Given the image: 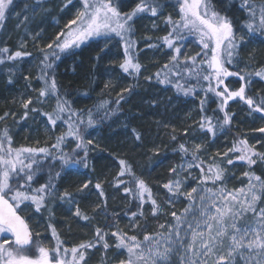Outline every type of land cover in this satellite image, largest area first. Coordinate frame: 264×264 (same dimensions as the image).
Returning <instances> with one entry per match:
<instances>
[{
  "label": "snow or ice",
  "instance_id": "snow-or-ice-1",
  "mask_svg": "<svg viewBox=\"0 0 264 264\" xmlns=\"http://www.w3.org/2000/svg\"><path fill=\"white\" fill-rule=\"evenodd\" d=\"M43 2L46 0H36L35 4L25 3L22 11H31L33 17L38 9L41 13H47L49 9L41 7ZM72 4L73 0H64L61 11ZM80 4L74 17L68 20L52 42L39 49L41 59L37 80L42 82V87L35 99L29 97L22 100L21 104L24 110L22 119H28L30 112L39 114L46 117V124L52 129L58 122H63L67 132L57 136L50 147L13 148L9 130H0V264H86L89 249L102 244L106 253L113 247L108 243L109 236L115 239L116 249L127 252V257L119 260L118 264H264V177L251 171L258 162L264 163V152L257 151L255 145L239 137L231 148L209 157L208 163L200 158L204 144H193L189 149L186 143H181L178 151L185 163L169 169L171 178L162 185L168 193L163 204L153 196L143 179L135 178V188H124L125 193L139 201L138 211L128 210L133 230L141 228L135 221L144 216L146 202L151 203L153 217L163 214L169 218L159 224L155 232H145L142 240L119 228L108 233L97 227L95 243L88 241L65 247V241L60 239L56 228L48 223L47 228L55 240V247L41 243L40 233L33 231L30 221L32 215H42L45 211H48L47 218L51 221L50 201L67 203L69 211L76 204L73 213L75 218L83 221L93 218L82 213L76 200V196L93 187L91 181L85 182L75 192L59 191L57 181L63 172L76 170L75 166L89 167L88 152L92 141L85 140L84 130L94 128L99 123L97 116L101 110L103 116L100 120L118 111L109 110L108 102L103 101L96 106L95 113L88 110L85 119V113L74 110L71 102L61 95L55 79V62L62 54L80 48L89 41L115 37L119 38L124 49L120 69L124 73L138 75L143 66L135 55L136 42L132 39L135 20L140 14H150L153 18L160 16L165 6L164 0H138L130 11L122 12V0H80ZM12 5L13 0H0V25L7 19ZM175 5H178V18L173 19L172 15L164 17L169 30L159 38L173 54L154 76L145 79L151 81L155 78L161 85L171 84L177 93L186 97L203 91L205 96L200 100V119L190 126L201 135L215 139L231 126L234 113L228 111L230 101L243 102L250 114L258 113L264 119V96L257 98L248 95L253 76L264 80V67L254 72L238 69L242 48L256 39L264 44V0H240L236 11L243 15V19L239 22L234 15L229 14L236 7L234 0H175ZM20 15L17 13V18ZM29 20L30 17L25 14L17 28L25 26ZM153 27L156 25L153 24ZM38 37L39 34L33 39ZM190 37L195 39L200 51L188 56L183 54V45ZM157 46L147 45L148 48ZM25 47L26 44L21 43L20 50L15 52L6 46L0 47V64L15 63L30 57L32 54L23 50ZM96 59H101L99 54ZM233 77L240 81L239 88L235 90L228 83L229 78ZM24 79L27 86L31 87L29 77L25 76ZM9 83H12L11 75ZM109 86L105 84V88ZM130 91L131 86L123 89L116 104L119 105L125 98L124 93ZM209 94H212V102L217 103L212 115L207 114ZM49 97L56 98L52 112L32 107L34 103L41 104ZM9 115L14 114L5 112L0 116V121ZM255 131L264 134V127ZM133 132L136 139L140 140V134L135 130ZM188 134L189 129H185V135ZM68 137L75 141L71 152L64 151ZM176 138L172 136L173 140ZM189 153L190 160L187 159ZM230 156H235V160L230 159ZM236 161L248 165L249 170L243 173L248 183L229 189L225 183L228 179L227 168ZM56 164H59L60 170L53 172ZM119 164L121 170L117 173L116 188L125 183L122 179L125 174L134 175L127 161L122 159ZM46 169L47 179L39 183ZM197 169L199 177L192 176V172ZM189 178L195 180L196 184L184 191ZM94 187L103 198V202L95 206L94 212L102 211L107 218V202L102 185L96 183ZM181 198L187 203L176 211L175 203ZM164 204L173 210L163 212Z\"/></svg>",
  "mask_w": 264,
  "mask_h": 264
},
{
  "label": "rangeland",
  "instance_id": "rangeland-1",
  "mask_svg": "<svg viewBox=\"0 0 264 264\" xmlns=\"http://www.w3.org/2000/svg\"><path fill=\"white\" fill-rule=\"evenodd\" d=\"M173 0H165V7L163 8V12L160 16L151 17L146 14H140V16L135 20L134 30L135 34L132 39L136 42L135 55L138 59V62L143 66L139 74H129L124 73L119 64L124 59L123 46L119 41V38H113L110 40H102L100 41L101 45L100 49H107V53H110L109 56H106L104 59V68L108 70L109 75L113 76L114 81H109L111 77L105 79V84H109L111 89L104 88L103 95L108 97L109 94L116 93L118 95L121 94L123 89L136 86L141 90L148 91L150 97L154 98L156 103L164 102L163 107L169 104V108L172 110L175 109L173 113L169 111L162 112V108L159 110V113L154 114L148 120V125H151L152 130L155 131L161 137L170 138L174 134V129H180L182 135L185 134V129H189V134H191V145L193 144H204V150L200 153V157L208 163V158L214 156L217 152L223 153L226 151L229 146L219 147L214 146L208 140V138L204 135L199 134L194 131L190 126H193L196 121H198V109L196 101H199V94L192 96V100L188 102H181V99L177 97L174 93V88L172 85H161L159 84L155 78L151 81L146 80L145 78L148 76H154V74L169 60V57L173 54L169 51L165 46H163V41L160 40V37H163L168 32V26L164 23V17L168 15H172L173 19L178 18V14L176 12V6L172 4ZM25 3L35 4L36 0H13V5L11 6L10 11L8 12L7 19L0 25V47H8L11 52H15L20 50L21 43H25L26 47L23 49L32 55L30 57H24L20 60H17L15 63L7 62L5 64H0V87L3 85V88H10L15 85V90L19 92L18 96H16L14 102V106L7 108L6 112L12 113L14 115H9L7 119L0 121V128L9 130V135L12 137V147L13 148H21V147H46L49 144L54 143V140L57 136L63 131L61 126H57L52 129L50 125L46 124V118L39 114L29 113V118L24 120L22 119L24 115V110L21 106L22 100H26L29 97L33 99L37 96V91L42 87V83L37 80V76L40 74V59L41 54L39 49L44 45L52 42L53 38L56 36L61 29L64 28V25L68 22V20L72 19L76 13V11L81 7L80 0H73V4L69 6L65 11H61V6L64 3V0H46L43 2L41 7L44 9H49L47 13H41L40 10H37L36 15L33 17L32 12L28 11L27 13H23V9L25 7ZM138 0H134L133 3L130 1L122 0V12H128L133 7H135ZM17 13L21 15L17 18ZM28 15L30 17L29 22L20 28H17V24L23 20L24 15ZM153 24L156 27H153ZM39 34L37 39H33ZM239 34V33H238ZM146 37H150L151 39H145ZM99 41V40H98ZM88 43L81 45L86 46ZM107 44V47L105 45ZM148 44H156L158 45L156 48H148ZM98 46V47H99ZM103 46V47H101ZM113 47V48H112ZM184 55H194L199 52V48L194 38H188L183 45ZM76 50V49H73ZM104 53V52H103ZM106 53V54H107ZM251 55V59H250ZM241 59L239 60L240 65L239 68L241 70H245L247 68H253L257 65L261 64L264 61V48L260 47L255 40L252 43L246 45L245 48L241 51ZM183 58V56H182ZM107 63V64H106ZM103 65V62H102ZM104 71V70H103ZM12 76V83H9V76ZM29 77L31 81V87H28L24 77ZM135 77L134 83H131V77ZM167 86V87H166ZM258 88V87H257ZM261 89V87H260ZM128 98H136L138 100L141 97L137 92H128ZM119 96V95H118ZM143 97V95H142ZM51 104H53L51 99H47L45 102L41 104L34 103L32 105L33 108H41L43 112L46 110H51ZM166 105V106H167ZM138 109L140 112L143 110L142 106H139ZM165 109V108H164ZM242 115V114H241ZM138 116H142V114H138ZM237 128H241L243 131V136L248 137L250 141V145H255L256 150L260 152H264V134H261L256 129L260 127H264V119H261L260 116H255L250 119H241L234 122ZM253 127V130L247 132L245 129H249ZM191 132V133H190ZM90 140L92 141L91 149L96 148H104L106 147L105 139L102 141L99 138L97 132L91 136ZM259 141V143H258ZM161 143V142H160ZM71 141L66 143V147L69 148L71 145ZM17 146V147H16ZM132 151L137 152L138 164L140 172L146 174L144 180L149 183L150 178L147 175L153 170V168L157 167L162 160L163 154L159 153L160 144L153 142H146L144 145L140 146V143L136 149L135 147L129 144L128 145ZM134 149V150H133ZM126 150V149H125ZM124 150V151H125ZM140 153H138V151ZM160 155H162L160 157ZM160 157V158H158ZM233 159L232 156L229 157ZM219 160V158H217ZM182 163H185V160L179 161L178 163L173 162L172 167L179 166ZM260 163V162H259ZM163 165V163H161ZM94 163L89 164L88 171L80 174L81 176H73L70 175V181L64 182L65 185H69V188H65L61 185V178H63L62 173L61 178L57 181L59 186V191L68 190L71 192H75L79 189L85 182L91 181L92 188H90L87 192L80 193L76 196V200L78 201V205L82 211L93 217L89 221H83L79 218H75L73 213L76 204L71 206V211H69V205L67 203H62L59 201H50V206L52 208L53 219L51 221L48 220V211H45L42 215H32V219L30 224L33 226L34 232L40 233V241L47 247H55V240L52 237L51 231L47 228L48 223H51L57 230L60 239L65 241V247H72L74 245L80 244L81 242L94 241L95 239V228L104 227L103 230L111 233L115 231L117 228L125 231L128 235H136L139 239H143V235L145 232H155L158 225L164 223L166 219H169L165 215H161L159 220L153 221L149 229H145L142 231L141 235L133 230L131 225L133 221L130 216L121 215V211L124 210L126 206V196H124L123 189L121 187L116 188L115 186H108V205L110 210L115 216V220L109 224L105 223L104 217L99 212H94V208L96 205L101 204L102 198L99 196L98 191L95 189L96 183H101L104 185L106 182L107 176H111V173L100 175L97 177L95 175V168L92 166ZM263 171H264V163H260ZM164 166V165H163ZM103 167V166H102ZM107 168H113L116 170V165H106ZM170 168V169H171ZM249 168L247 165H240V167L229 166L227 168V176L228 179L225 181L227 187L229 189L239 188L242 185H246L248 183L247 178L243 176L245 171H248ZM251 171H253L256 175L254 167L252 166ZM110 172V170H109ZM106 176V177H105ZM166 178V183L171 177L170 173H168ZM192 176L199 177L198 169L192 172ZM44 181V180H43ZM160 179H155L154 182H151L153 186L151 187L152 194L155 198L160 199L162 204L166 201L168 197L167 191L162 187V184L158 183ZM196 184L195 180L191 178L188 179L184 191L190 190ZM211 186V185H209ZM187 201L181 198L178 202L175 203V210H181ZM92 204V206H91ZM87 205L91 206L90 209H87ZM85 207V208H84ZM149 205L144 207V215L149 212ZM171 208L164 204L163 212H170ZM119 214V215H118ZM31 215V212H29ZM136 223H140V219L138 218ZM110 225V226H109ZM108 243L113 247L105 253V250L101 247H94L89 249L87 252V260L86 264H118V261L121 259H125L127 257L126 250H118L115 248V239L110 236L107 238ZM95 242V241H94Z\"/></svg>",
  "mask_w": 264,
  "mask_h": 264
},
{
  "label": "trees",
  "instance_id": "trees-1",
  "mask_svg": "<svg viewBox=\"0 0 264 264\" xmlns=\"http://www.w3.org/2000/svg\"><path fill=\"white\" fill-rule=\"evenodd\" d=\"M127 1H130V3L134 2V0H127ZM234 3L236 7L233 8L229 14L234 15L239 22L240 20L243 19V15L240 12L236 11V9L239 7L240 0H234ZM172 4L175 5V0H173ZM175 6H176V12L178 14V5ZM102 40L103 39L99 41H89L86 46H82L80 48H77L76 50H72L69 53L62 54L60 59L55 62L54 73L61 95L64 96V98L67 99L69 102H71V107L74 110H82L85 113V117H84L85 119L87 118L86 116L87 111L91 109L95 113L96 106L103 101L108 102L109 110L118 109V111H116L114 115L103 120H100V117L103 116V110H101L99 112V115L97 116L99 123L94 128H87L84 130V138L86 141L90 140L91 136L94 135L95 132H97L99 138L102 141L104 139L106 141L105 143L106 147L102 149L96 148L94 150L90 148L88 152V162L89 164L94 163L92 167L95 168V175L97 177L99 175L101 177L102 174L105 175L107 174V172L111 173V176H107L106 178L107 180L105 184L102 185L107 202L108 217L106 218L102 211L99 212L104 217L105 223L109 224L113 222L115 218H118V216H115L110 210L107 201V197H108L107 189L108 186L110 185L112 186L116 185L117 173L120 172L121 170L119 161L122 159L127 161V163L131 166L132 173L134 175L125 174L122 177L125 183L121 188L123 189L124 196L127 197L126 198L127 203L126 206L124 207V210L121 211V215L125 217L131 216V213L128 211L129 209L131 210V212L138 211L139 201L133 199L132 195L125 193L124 188L125 187L135 188V178H140L144 180L143 176H146V174H143L142 171L140 172L139 167L137 166V164L139 163L136 157L137 152L132 151V149H130L128 146L129 144L132 146V148L134 146L135 147L134 149L140 147L141 145H144L148 141L153 142L155 144L156 143L160 144L159 153L161 151V153L163 154V157L160 159V161L162 160L161 163H163L164 166L160 163L157 167L153 168V170L147 175L148 178L151 177L150 182L147 183L145 180L144 181L147 183L150 189L153 186L151 182H154L155 179H160V181H158V183L160 184L166 181V178L169 177L168 176L169 169L171 168L173 162L178 163L179 161L183 160L182 154L178 151V146L181 143H186V146L189 147V149H191L192 145H191V141H188L187 135L185 134L182 135L180 132H178L180 129H174L173 135L177 137L175 140L172 139V136L170 138L161 137L160 134L158 135L155 131L152 130L151 125H148V120H147L148 116L149 119L154 114L159 113V110L161 108L163 109L162 112L169 111L170 113H173L175 109L172 110L171 108H169L170 105L169 104L167 105V103H166L167 106L165 105L163 107L164 102L156 103L154 101V98L150 97L148 91H144L136 86L135 87L133 86L131 92H137L138 95L141 97V99L138 100L136 98V100L134 101V98L132 97L128 98L129 93H124L125 98L120 101L119 105L116 104V100L118 99L119 93L118 95L116 93L109 94L108 97H105L103 95L102 90H104L105 88V83H104L105 79L111 77L109 81H114V80H113V76L109 75L108 70L104 68L105 66L104 59L106 56L110 55L111 51L109 53H107V49H103V51H101L99 45H101L100 41ZM255 42L260 47L264 48V44L260 43L258 39H256ZM198 48L200 50V47ZM242 50L243 48L240 50L239 53L240 56ZM98 54L101 57L99 61L96 59ZM242 64L238 63V69H240L239 66ZM262 67H264V61H262L261 64L257 65L256 67L247 68L245 70L248 72H254ZM230 70L235 71L237 70V68H231ZM135 77L136 76L131 77L132 84H135L134 83ZM252 80L253 83L251 84V90L248 92V95L257 98H259L260 96H264V80H261L259 77H255V76H253ZM228 83L230 84L233 90L238 89L240 86V81L235 77L229 78ZM109 84L112 83L109 82ZM169 85L171 84H168L167 86ZM108 88L111 89L110 86ZM174 93L177 97L181 99V102L182 101L188 102L193 98L192 96L186 97L182 93H177L175 88H174ZM198 93H200L198 99L201 100L202 98H204L205 93L203 91H200ZM18 94L19 92L18 90L17 91L15 90V85L10 87L9 89L6 88V86L5 88H3V85L0 87V116L4 115V113L8 110L7 108L11 106L15 107L13 101L15 100L16 96H18ZM49 99H51L53 102V104H51L52 108L51 110H46L45 112H52L53 108L56 105L55 97H49ZM208 99L210 102L207 104V109H208L207 114L212 115L213 114L212 110L216 109L217 103L212 102L213 101L212 94H209ZM200 100L196 101L199 118L201 116V113L199 111ZM139 106H142L143 110L141 112L138 109ZM228 111L230 113H234V119L231 122V126L222 134H218L215 139L206 135L204 136L208 138L211 144H213L214 146L218 145L219 147L229 146V148H231L234 140L237 137L247 139L250 144L248 137L243 136V131L241 130V128H237L234 122L235 121L238 122V120L244 118L250 119L255 116L258 117L260 116V114L258 113L250 114L248 107L239 100L230 101L228 106ZM138 114L140 115L142 114L143 118L141 116H138ZM57 126H61L63 128V131L61 133L67 132V126L63 122H58ZM0 130L3 129L0 128ZM133 130H135L136 133L140 134L141 137L140 140L136 139ZM245 130L247 132H250V130L252 131L253 129L250 128ZM61 133L59 135H61ZM68 141H71L72 144L70 145L69 148L64 146L65 152H71V150L75 147V141L71 137H68L65 140V145ZM139 143L140 146H138ZM52 144H49L46 147H50ZM133 153H135L136 156L133 155ZM138 153H140V151H138ZM80 154L83 155V152H81ZM236 155H239V153H237ZM161 156L162 155H160V157ZM232 158L235 160V156H232ZM187 159L188 160L191 159L190 153ZM113 164L116 165L117 167L116 170L115 169L113 170V168L105 167L106 165L113 166ZM234 165L240 167V165L243 166L247 164L245 162L236 161ZM253 167L255 169V172L258 173V175L264 177V171L259 162ZM75 169L76 170L67 171L63 174V178H61L60 180L61 181L60 186L69 188V185H65L64 182L70 181L69 180L70 175L81 176L80 174L88 171V168L85 169L82 165L75 166ZM59 170H60V166L59 164H56V167L53 169V172ZM46 179H47V169L45 170V174L40 179L39 183H43ZM158 201L162 203L160 199H158ZM102 202H103V198H102ZM147 205H149V210H148L149 212H147L143 217L139 218L141 223L140 224L141 228H137L136 232L140 235L142 231L150 228L153 221L157 222L159 220V217L162 215L161 214L159 217H153L151 215V203L146 202L144 207ZM91 206L87 205V209H90ZM104 227H102V229ZM100 245L101 244H97L96 247H101Z\"/></svg>",
  "mask_w": 264,
  "mask_h": 264
},
{
  "label": "bare ground",
  "instance_id": "bare-ground-1",
  "mask_svg": "<svg viewBox=\"0 0 264 264\" xmlns=\"http://www.w3.org/2000/svg\"><path fill=\"white\" fill-rule=\"evenodd\" d=\"M250 128H252V129H253V127H251V126H250ZM250 128H249V129H250ZM187 138H188V141H190V140H191V138H192V137H191V134H188V135H187Z\"/></svg>",
  "mask_w": 264,
  "mask_h": 264
}]
</instances>
